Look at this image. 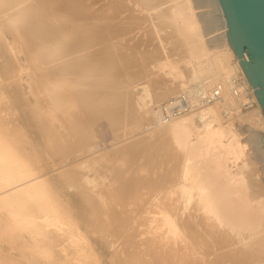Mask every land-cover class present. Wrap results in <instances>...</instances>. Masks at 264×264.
<instances>
[{
    "label": "bare ground",
    "instance_id": "6f19581e",
    "mask_svg": "<svg viewBox=\"0 0 264 264\" xmlns=\"http://www.w3.org/2000/svg\"><path fill=\"white\" fill-rule=\"evenodd\" d=\"M30 1L34 0H0V17L7 16L15 3ZM36 1L39 3L37 9L15 20L14 33L22 37L41 39L43 42L44 51L41 53H35L32 47L29 48L34 59L31 65L33 76L31 81L32 84L38 85V89H34L36 93L47 98L40 104L39 109L36 108V104L29 105L26 102L25 104L32 109V117L38 122L37 127L44 133L46 143L58 147L56 151L61 150L62 154L59 155H65L61 147L63 150L66 148L67 151L75 150L74 148L80 151L84 146L88 126L84 109L86 104L92 102V96L87 97L89 93L106 96L104 108L108 110L109 118L115 123H120V129L125 127L126 118L127 121L135 119L131 116L135 112L130 108L135 110L136 106L144 107L149 100H153L154 92L150 85H144L138 93L132 91L131 87L129 89L128 82L133 73L128 69H137L141 66L148 68V65L137 61L126 46L125 50L117 48L118 41L112 44L116 47L114 50L117 61L107 65L111 68L110 73L104 74L101 69L93 65L89 73L74 77L73 67L79 62L81 64L84 55V50L77 49L76 45L88 31L93 33L98 31L97 34L101 33L100 30L106 31L107 23L113 24L116 28L113 32L116 35L114 39H123L139 28L142 21L149 22L150 32L160 43L152 53L151 59L154 60L150 66L154 70L155 68L164 70V73L179 81L169 91L157 90L156 97L163 99L164 96L182 93L187 95L191 104V111L169 120H165L160 107L152 110L153 126L148 130H155L154 135L162 134L165 141L168 143L169 139L179 151L175 152L177 155L180 154L175 157V161V154L173 155L172 161L175 162L173 168L170 167L172 161L161 162V159L157 171L155 169L152 172L151 162L136 159L137 152L140 151L138 147L141 146L138 143L139 138L135 139L134 143L128 144L133 140L126 143L122 148L126 150L129 147L128 149L134 152V159L131 161L122 157V163H125L121 165L122 168L111 158L93 159L95 168L113 169L119 166L120 174L126 166H129L133 168L130 169L132 173L134 171L141 174L140 179L157 174L158 180H164L168 175L170 178L165 182L169 183L174 177L171 185L167 183L168 187L156 190V193L153 190L158 188V185L154 187L151 183L154 189L147 186L154 193L150 196V190L142 195L144 193L142 189L146 191L147 184H138V187L142 188L141 192H138L142 195L140 196L142 199L138 195L137 197L141 199L138 202L143 206L137 203L141 210L143 208L142 211L136 208L137 211L140 210L141 216L138 218L139 221L137 219L140 224L134 220L137 215L135 218L132 215L129 219V215H126L127 209L116 213H110L107 209L100 211L103 214L99 218L101 232H104L105 228L121 227L126 228L125 231L128 232L133 229L127 235L141 236L144 246L154 250L156 255L153 257L155 256L159 264L160 261L161 264L226 262L264 264V168L262 174L256 173L259 163L264 167V108L255 93L256 89L243 70L239 54L231 48L225 34L222 35L227 46L217 50H211L207 46L205 41L207 38L225 31L220 29L208 36L203 33L197 13L212 7L195 9L193 0H103L101 6L93 8L95 9L93 14H96V11L98 13L99 23L93 21L89 24L85 22L77 24L68 38L62 41L68 27H63L59 32L60 35L54 38L59 25H53L52 12L48 10V5L71 10L72 14L78 16L89 12L90 5L89 7L86 5L87 0ZM138 12L140 15L136 14ZM113 19L115 22L111 21ZM1 24L2 22H0V42H5ZM113 29L111 27V30ZM110 36L111 33H107V37L103 36L104 42L108 41ZM96 42L93 40L92 43L96 44ZM7 46L10 51L13 50L11 44ZM53 47L58 49L50 52ZM14 57L9 62L13 70L6 71L8 77H3L0 71V264H38L39 262L103 264L90 240V229L82 228L81 218L70 201L65 202L62 199L53 184V178L49 176L50 171L43 164L45 162L40 163L41 158L39 160L37 157L39 154L36 155V151L33 154L34 150L30 153L31 148L28 150L27 143L29 142L30 145L31 141L28 139L27 126L13 115V103L8 91L16 87L15 83L23 78L22 71L25 70L18 65ZM57 66L59 67L55 72ZM134 69L132 71L136 70ZM159 73L158 76L163 77L160 71ZM239 78H242L244 84ZM162 80L156 79L161 85ZM238 80L241 82L238 84H242V90L235 88ZM85 83L88 85L84 86ZM106 85L111 88L108 90ZM219 86L222 90L220 98L205 102V96L210 95ZM80 95L83 97L80 98ZM246 99H249L250 107L243 110L241 105ZM180 104V102L175 103V105ZM118 109L119 111L124 109L128 114L123 117V113H120L119 117ZM233 110H237L236 113L233 114ZM64 120L72 122L67 131L74 130V133L79 134V137L75 135L78 139H67V134L60 132ZM237 120L239 124H236ZM128 128L130 129L129 125ZM72 132L71 135H74ZM69 139L72 141L68 142ZM67 151L66 154H69ZM53 153L56 154L52 151L51 155ZM47 156L49 158L50 155ZM63 160L60 162L62 163ZM82 161L84 167L91 165L89 160ZM85 161H88L86 165ZM60 162L58 164H61ZM68 169L69 172L66 170L68 173H64V176L72 170V168ZM77 169L75 168L76 172H79ZM81 172L80 175L78 173L79 179L80 176H84ZM125 175L126 173L122 178L118 176L122 179L121 182H124ZM69 177L66 183L69 180L73 181ZM152 179L155 180L153 177L150 179L151 182ZM78 180L75 181L78 183ZM137 180L139 182V179ZM84 181L85 187L81 185L84 189H88H85L86 192L94 194L93 188L89 185L97 182V178L86 175ZM134 187L136 188L135 185ZM138 189L136 188L137 191ZM136 190L134 192H137ZM78 194L83 197L80 192ZM132 194L134 196L137 193L132 191L131 196ZM92 195V199L87 198L88 201L93 200ZM94 203L93 201L90 205L88 203L90 207L92 204L95 206H92L94 214L98 212L95 209L98 206L105 208L107 206L104 200L100 204ZM124 210L127 212L124 213ZM109 218L111 223H108ZM130 221L136 222L142 228H138L136 224L135 227L132 226L133 224L129 225ZM87 225L92 227L90 223ZM136 227L137 230H143L134 231ZM111 232L112 230L108 233ZM115 233L116 231L113 234ZM5 243L9 244L10 250L5 248ZM123 254L127 256V248ZM120 255L113 256L117 259ZM120 258L118 260H121ZM118 262L120 264V261ZM125 262L129 263L123 257L121 263ZM112 264H114L113 260Z\"/></svg>",
    "mask_w": 264,
    "mask_h": 264
},
{
    "label": "rangeland",
    "instance_id": "374dc122",
    "mask_svg": "<svg viewBox=\"0 0 264 264\" xmlns=\"http://www.w3.org/2000/svg\"><path fill=\"white\" fill-rule=\"evenodd\" d=\"M87 2L88 3L86 5L88 7L90 5V7L88 8L89 12L80 14L78 16L72 14L71 10H65L63 8L60 9L57 6L48 5V7H47L48 10H50L52 12L53 25H56V24L59 25L58 31L54 34V38L57 37L58 35H60L59 34L60 30H62L63 27H65V26L68 27V31L65 33V37H63L62 41L66 40L68 38L70 32H72L75 29L77 24H80L83 22L89 24V23H92L93 21L95 23H99L98 22L99 18L97 16L98 13L96 11V14H93V11L95 10L93 8L101 6V3H103V0H87ZM38 7H39V3L36 0L30 1L27 3H15L14 5H12L11 12H8L7 16L3 15L0 17V22H2L1 26L3 28L2 29V36H3L4 41H5V42H3V41L0 42V71H1V74L3 75V77H8V74L6 75V71H8V69L13 70V68L11 66H9V64H10L9 62L11 61V58L14 56H15L14 58H15L16 62L18 63V65L25 69L24 71H22L23 78H21L18 82L15 83L16 87H14L13 89H9L8 91L11 94V100L13 103V115L16 116L17 118H19V120L21 122H23L22 124H25L27 126L26 131L29 134L28 139L31 141L30 145H28L29 142L27 143L28 150L31 148V150H29V152L31 151L30 153H33V150H34L33 154H35V151H36V155H38V154L40 155V153L41 154L44 153L43 155L37 156L39 158V160L41 158V162L40 161L39 162L40 163L45 162L43 164L46 165L47 166L46 169H48V171H50L49 176L53 178L52 179V181L54 180L53 184L56 186L57 191L59 192L60 196L62 197V199L65 202L70 201L71 206L74 208V210L80 216L82 228L87 229V227H88L90 229V233H89L90 238H91L90 240L92 241L94 247L96 248V251L99 254L100 259H102L103 264H112V260H113L114 264H115V262H117V264H119L118 261H120V264H123V263H121V260L123 257H124V260L127 259V262H129L131 264H155L157 262V259H155V256L153 257V255H156V254L153 252L154 251L153 249L151 250L148 247L144 246L143 241H142V237L138 236V235L130 237L131 234L127 235L129 232H131V230L133 231V229L129 230V232H128V230L125 231L126 228H121V227L112 228V229H110V228L106 229L105 228L104 232H106V234H108V236L106 234H104V232H101V229H100L101 221L99 218H101L100 216H102L103 214H101L100 211L107 209L108 211H110V213H114V212L116 213V211L117 212H119V211L123 212V209H125V210L127 209L128 212L124 210V213L127 212L126 215L127 214L129 215V217H130L129 219H131L132 215H134V218L137 215L136 219H134L135 221H137V219L141 216L140 215L141 207L138 206V205H141L140 202H138L140 198L142 199V197H140V196L145 195V192H147L148 190H150V194H149V196H150V195L154 194L153 191H155V193H156L157 192L156 190L165 189V187H168V184L171 185V183L174 181V177H173L171 182L169 181V183L165 182V180H168L170 178L168 175L165 177L164 180H158L156 177L157 174L155 176L151 175L152 177L146 176L145 178H142L143 179L142 180V179H140V177H142L141 174L138 172L134 173V171L132 173V170L130 171V169H133V168H131L129 166L128 167L126 166L123 169L124 171L122 172V174H120V172L118 171L119 166L115 167L113 169H97V168H95V165L92 162L94 160H96L97 158L98 159L111 158L117 165H120V167L122 168L121 165L125 164V163H122V157H124V159L128 158L129 161L134 159V157H133L134 152L132 150L128 149L129 147L126 150H124L122 148L124 146H126V143H128L132 140L133 141L128 143V144L134 143L135 142L134 140L138 139V138H139L138 143L141 144V146L138 147V150L140 149V151L137 152L138 155L136 156V159H138V160L142 159L144 162H151L153 164V166L151 164V167H150L151 169H153L152 172L155 169L157 171V166L159 165V161L161 159L163 160V157H164V160L163 161L161 160V162L172 161L173 155L175 154L174 155V161H175L176 160L175 157H177L178 155L180 156V154H178V155L176 154L179 151L177 150V148H175V145L170 143L169 139H168V143H167L165 141V137L164 136L162 137V134L154 135L155 130H153V129L148 130V128L153 126V124H151V123H153V117H154L152 110L155 107H160L162 109L163 105H165V103H167L170 99H172L175 96H180L182 94V93L181 94L175 93V94H171L168 96H164L163 99H158V97H156V93L158 94L157 90L163 91V89H165L164 91H166V90L169 91L172 87L176 86L179 83V81H178V79H174L172 76L168 75L165 72L168 75V76H166V74L164 73V70L156 69V68L154 70L153 67L150 66V63H152V61L154 60V59H151L152 53L156 48H158V46H160V43H159V41L155 40L157 38L154 35H152V33L150 32V30H151L150 23L149 22L147 23L146 20L142 21L141 26L139 28L135 29L132 32V34H128L129 37H125L123 39H119V38L114 39V37H116V35H115V33L113 34V32L116 30V28L113 24H109V23H107V26H106L107 32L106 31L103 32L102 30H100L101 33H99V34L96 33L98 31H96L95 33H93L92 31L91 32L88 31V33L87 32L84 33V36L80 39L79 43L76 45L77 49L79 48L80 50H84V55H82L83 61L81 62V64H80V62L75 64V66L73 67V72L75 73L74 77H79V76H82L84 74L89 73L92 70L93 65H96L98 69H101V72L104 74L110 73L111 68L107 67V65H112L117 61V55L115 54L116 51L114 50V49H116V47L114 45L112 46V44H116V41H118L119 45H120V43L122 44V45H120L122 47H120L117 44V48H119L120 50H122V48H123V50H125V46H126V48L130 49V52L133 54V56L136 58L137 61L142 62V64L148 65V68L141 66L140 68H137V69L135 68L136 70L134 68H130L131 71H130V69H128L129 72L133 73V75L131 74V79L128 82V84H130L129 89L131 87L133 89V90L131 89L132 91H134L135 93H138V91H140L144 85H150V87L153 90L152 92H154L153 93V100L152 101L149 100V103L145 104L144 107L136 106L135 110L130 108L132 111L135 112L131 115L135 119H133V120L129 119V121H127V118H126L124 121V123H126L125 127L120 129V123H115L111 118H109L107 115L108 110L106 108H104V106L106 104V96H100V95H95L94 93H89L87 97L92 96V102L89 104H86L85 109H84L85 118L88 122L86 140H85L84 146L82 147V149L80 151H78V148H74L75 150L71 149V150L67 151L66 148H65V150H63V148L61 147L62 151L65 152V155L64 154L59 155L61 153V150L59 151V149H58V151H59V153H58V151H56V149L58 147L56 148V146L54 147V146H52L50 144L48 145V143H46L45 137L43 136L44 133L39 129V127H37L38 122L35 119H33L34 117H32V115H33V113L31 114L32 109L29 108V106H27V104H25V102L28 103L29 105L30 104H36V108L39 109L40 104L42 102H45L46 98H47L44 96H39L36 93V91L34 89L37 90L38 85L32 84V81H31L32 77H33L31 65H32V61L34 59H33L32 55L29 51V48L32 47L34 49L35 53H41L42 51H44L43 42L41 39L38 40L37 38H34V37L30 38L28 36L22 37L20 34L17 35L14 33L15 20L22 17V15L26 14L27 12L37 9ZM136 14L140 15L139 12ZM99 16H100V14H99ZM100 21H101V17H100ZM111 21L115 22V19H113ZM111 27H113L114 29L111 30ZM223 30L226 31L227 27H224ZM107 33L108 34L111 33L112 36L109 37L110 39L108 41L106 40V42H107L106 43V42H104L105 38L103 40V36L107 37ZM100 38H102V39H100ZM111 38H113V39H111ZM93 40L97 41L96 44L92 43ZM108 42L111 45H109ZM7 44L8 45L11 44V46L13 47L12 51H10ZM56 49H58V47H53L50 52H53ZM181 64H183V63H181ZM58 67L59 66H57L55 68V72L57 71ZM133 69L135 71H132ZM159 71L161 72L163 77L158 76V74H160ZM62 72H64V71H62ZM128 76H130V75H128ZM156 79H158V80L163 79L162 85L157 83ZM158 84L160 86H158ZM87 85H88V83L84 84V86H87ZM106 86H107L108 90L111 88L108 85H106ZM134 88L136 91L134 90ZM79 97L81 98V97H83V95H80ZM118 108H119V105H118ZM125 108L126 107H124V109ZM241 108H242V105H241ZM124 109H123V111H119V109H118L119 117H120V113H123V117H125L128 114V111H125ZM236 111L237 110H233L232 113L234 114V113H236ZM250 112H252V111H250ZM52 115H53V112H52ZM150 116H152V118H150ZM239 120H241V118ZM239 120H237L236 124H239V122H238ZM34 122H36V124H34ZM71 123L72 122H68L67 120H64V122H63L64 126H62L60 128V132L66 133L67 139L70 138V139L76 140V139H78L79 134L76 132L74 133V130H70V129H69L70 130L69 134H68L69 130L67 131L68 126L71 125ZM128 125H129L130 129L128 128ZM132 126H134L136 128H133ZM71 132L74 135H71ZM75 135H77L78 137ZM148 138H150V139H148ZM70 139L67 141L68 142L72 141ZM46 147L47 148L50 147L48 149V151H47ZM162 147H164V148H162ZM168 148H170V150H168ZM45 151H47V153ZM50 151L51 152L54 151V152H56V154L53 153L51 155ZM66 151L69 154H66ZM121 151H122V154H121ZM77 152H81L82 154L77 153ZM54 154H55V156L59 155V157L54 156V158H53ZM47 155H50L49 158L52 156V158H50L51 161L49 160ZM69 155H70V157H69ZM163 155H165V156H163ZM42 158H43V161H42ZM47 158H48V160H47ZM64 158H65V160H63ZM94 158H96V159H94ZM52 159H55V160L53 161ZM85 159L90 161V163H91L90 166L87 165L84 167V163H82L83 162L82 160H85ZM61 160H63L62 163L60 162ZM174 161H172V164L170 163L171 168H173V165L175 163ZM59 162L61 164L64 163L65 165L64 164L63 165L58 164ZM87 162L88 161H85V165L87 164ZM67 163H69V165ZM75 164L77 165V167H75L76 166ZM81 164L83 166H81ZM48 165L51 167H49ZM54 166H56L57 168ZM61 166H63L64 168ZM167 166H169V164ZM65 167L66 168L67 167L72 168V170H70L69 174H71L72 176L74 175L73 176L74 178L72 176H70L69 174L64 176V173L67 174L69 172V169L68 168L66 169ZM75 168L76 169L78 168L79 172L78 171L76 172ZM263 168H264L263 165L261 163H259L258 170H256V173L260 172L262 174ZM55 169H58V170H55ZM60 170H62V171H60ZM63 170H65V171L68 170V172L67 171L65 172ZM120 170H122V169H120ZM80 171H82L81 175H83V173H84V176H80V179H79L78 177L80 175ZM128 171H130V172H128ZM51 172L54 174H52ZM71 172H73V174ZM78 173H79V175H78ZM123 173L124 174L126 173V175H125V178L123 179L124 182H121L120 180H122V179H119V178H122L124 176ZM170 173H172V171H170ZM127 174L130 175L129 176L130 180H129V177ZM76 175H78V176L76 177ZM86 175L91 176L92 178L93 177L97 178V182L89 185L90 187L93 188L94 194L93 193L90 194L89 191L86 192L88 189L85 188V189H87V190H85L83 188V186L85 187L84 177ZM119 175H120V177L118 178ZM137 175H138V178H137ZM69 176L71 177V179L74 182L69 180L68 183H66ZM64 177H65V179H63ZM70 177H69V179H70ZM153 177L155 180L152 179L153 181L151 182L150 179ZM75 178L77 180L79 179L78 183H77V181H75L76 180ZM126 178H127V180H125ZM137 179H139V182ZM146 179H147V181H146ZM131 180H132V182H130ZM70 181H71V183H70ZM75 183H77V185ZM79 183H80V185H79ZM121 183H123V184H121ZM140 183L145 184V185L147 184L146 185V191H145V189L138 187V184L140 185ZM151 183L153 184L152 186H154V187H155V185H158V188H156L155 190L152 191L151 189L153 187H151ZM70 184H72V185H70ZM73 185H76V186H73ZM122 185H124L125 188ZM134 185L136 186V188H139L138 191L136 190ZM77 186L79 187V189ZM147 186L151 189H149ZM133 187L135 188V190L137 192H134L135 190L133 189ZM82 189H84L85 191ZM140 189H142V192H144L142 195L140 193H138L139 191L141 192ZM81 190H82V192H81ZM60 191H62V192H60ZM132 191H133V193H137V194L134 196L132 194V196H131ZM79 192H80V194H83V197H81L82 195L78 194ZM87 193H89V194H87ZM91 195L93 197V200L88 201L87 198L90 197V199H92ZM138 195L140 198L137 197ZM146 195H147V193H146ZM95 196H99V197H95ZM135 198H136V201H135ZM95 199H96V201H94ZM103 200L107 202L106 208H105V206H98L97 208H95L98 212H96L94 214L93 213V207H95V206H93V204H92L93 207L92 206L90 207L89 205L92 203V201H93V203L95 202L94 204H96V203L100 204ZM133 200L135 201V203ZM88 203H89V205H88ZM137 203H139V204L137 205ZM122 205H124V206H122ZM136 208L137 209L140 208V210L137 211ZM142 210H143V208H142ZM138 212H139V214H138ZM120 214H121V212H120ZM141 214H142V212H141ZM122 216H124V214ZM127 217L128 216H125V218H127ZM108 220H109L108 221V223H109L111 219L109 218ZM132 220H133V217H132ZM138 221H139V219H138ZM88 223H90L92 225V227L87 225ZM135 224H136V222L134 223V221H133V223L131 222L129 225L134 226ZM137 224H140V222H138ZM93 226H96L97 229L93 228ZM139 227L142 228L141 225H139L138 228ZM111 230H112V232L115 230L116 233L113 234L115 232L114 231L113 233L111 232V234H113V235L109 234L108 232H110ZM120 230H122V231L124 230V232H122ZM136 230H137V227L134 231H136ZM141 230H143V229H140V230L138 229L137 231H141ZM103 234L106 237H104ZM132 234H133V232H132ZM4 246L7 250H10V246L8 243H5ZM125 248H127V256H126V254L122 255ZM114 254L116 257H117V255L121 254L122 256L121 255L119 256V258L121 257L120 258L121 260H118L119 258L116 259L115 256H113ZM28 256L32 257L31 255H28ZM112 257L115 258V261H114V258H112ZM122 262H124V261H122ZM161 262L162 261H160V264H161ZM38 264H42V263L39 262ZM124 264H127V263L125 262ZM157 264H159V262H157ZM223 264H233V263L232 262L231 263L226 262Z\"/></svg>",
    "mask_w": 264,
    "mask_h": 264
},
{
    "label": "water",
    "instance_id": "95a60500",
    "mask_svg": "<svg viewBox=\"0 0 264 264\" xmlns=\"http://www.w3.org/2000/svg\"><path fill=\"white\" fill-rule=\"evenodd\" d=\"M198 11L205 36L227 27L217 35L207 38L211 50L227 46L225 34L231 48L241 58L255 93L264 108V0H193Z\"/></svg>",
    "mask_w": 264,
    "mask_h": 264
},
{
    "label": "built area",
    "instance_id": "2783aa9c",
    "mask_svg": "<svg viewBox=\"0 0 264 264\" xmlns=\"http://www.w3.org/2000/svg\"><path fill=\"white\" fill-rule=\"evenodd\" d=\"M239 80L244 84V81L242 78H239ZM237 81V85L235 86L236 90L241 89L242 84L240 81ZM222 94L221 86L219 88H215V90L205 96L206 101L205 102H211L215 99L220 98ZM176 102H180V105H175ZM250 107L249 99H246L243 104L242 108L248 109ZM163 117L165 120L173 119L175 117L181 116L185 112L191 111V104L189 102V99L186 94H181L180 96L174 97L170 99L165 105H163Z\"/></svg>",
    "mask_w": 264,
    "mask_h": 264
}]
</instances>
